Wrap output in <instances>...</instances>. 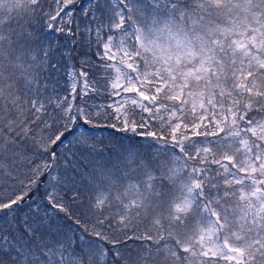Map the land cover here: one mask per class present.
Returning <instances> with one entry per match:
<instances>
[{"label": "snow or ice", "instance_id": "1", "mask_svg": "<svg viewBox=\"0 0 264 264\" xmlns=\"http://www.w3.org/2000/svg\"><path fill=\"white\" fill-rule=\"evenodd\" d=\"M51 2L0 0V264H264V0H107V23L93 15L103 74L82 61L60 96L32 22L71 35L78 0ZM88 128L161 147L96 171L81 218L69 204L74 150L99 147ZM41 188L71 235L19 215ZM130 240L144 242L133 259Z\"/></svg>", "mask_w": 264, "mask_h": 264}, {"label": "trees", "instance_id": "2", "mask_svg": "<svg viewBox=\"0 0 264 264\" xmlns=\"http://www.w3.org/2000/svg\"><path fill=\"white\" fill-rule=\"evenodd\" d=\"M42 4L46 10L52 7L51 0H42ZM88 6L89 0H78V3L73 5L75 11L72 17L73 23L70 25L72 28L71 35L56 31L49 33L42 16L38 20H34L32 22V30L36 34V46L50 49L49 65L55 64L57 66L55 69H51L48 73H46V76L49 78V82L57 85L55 90L56 96L66 93V86L69 82L67 73L72 69L79 72L81 70L82 61L84 60L88 61V65L84 68V70L91 73L90 78L96 77L99 79L103 74V69L96 67L99 63L96 57V52L100 49L97 45L95 37L97 20L93 19V15L107 23L109 15L108 8L110 5L107 0H99V4H97L96 1L95 3H92L89 9ZM85 11H87V14H85ZM89 29L92 30L91 34L88 31ZM105 32L107 31L105 30ZM51 93L52 88L42 91L40 99H45ZM105 96L106 94L98 95L95 96L94 99L98 104H104V102L106 103ZM51 107L52 106L49 105L50 111ZM88 131L93 137L98 134L97 137L102 139L103 144L101 147L102 150L98 152V155H92V164L89 168H87L86 172H96L100 169L108 171L114 170L119 165L122 157L128 152L111 150L112 147L115 146L116 141L118 143L125 142L126 140H130L132 143H137L138 141V137H133L126 133H117L110 129L88 128ZM68 139H72L71 135H69ZM126 148L127 146L123 143L118 149ZM82 162L83 159L81 160V163ZM88 182H90V179ZM91 195L92 193L90 188L79 189V202L73 203L75 208H80L77 203H81V207H83L82 213H85L88 209Z\"/></svg>", "mask_w": 264, "mask_h": 264}, {"label": "rangeland", "instance_id": "3", "mask_svg": "<svg viewBox=\"0 0 264 264\" xmlns=\"http://www.w3.org/2000/svg\"><path fill=\"white\" fill-rule=\"evenodd\" d=\"M96 1L97 0H89L88 9L92 5V3H95ZM48 32L50 33V32H52V30L48 29ZM108 34H109L108 32L104 33V35H108ZM72 70H74V69H72ZM76 72L78 73V71H76ZM105 99H106V102H108L110 100V97H108L106 95ZM116 99H119V98H116ZM97 135L94 137V140H93V142L99 146L96 151H91V150L83 148V147H79L77 150H74L75 151V160L79 166V170L75 174V187H76V189H78V191L81 188H91V186L89 184L90 182H88V181L95 174V171H91V172H86V171H87V168H89L90 165L92 164V160H93L92 155H98V152H100V150H102L101 147L103 144L102 139L98 138ZM71 140L72 139H70V140L68 139V141H66L65 143H68ZM123 143H125L127 148L126 149H118V148H120V145H122ZM160 147L161 146L156 145L155 141H152L150 138L146 140L144 138L138 137L137 143H132L130 140H126L125 142H119V143L116 141L115 146H113L111 150H113V151L118 150V151L123 152V151H129L130 149H138L143 155L151 157L154 153L158 152V149ZM61 151H66V149L61 148ZM76 157L78 158L79 162L77 161ZM82 159H83V162L81 163ZM72 190L73 189H71V188H69L67 190L68 195L65 197L66 200H69V198L71 197ZM77 205L80 206V208L78 207V209H76L75 205H73V203L69 204V207H70L71 211L73 212V214H75L76 216H80L81 218H86V217H83L81 215L82 214V208H83V207H81V203H77ZM116 210H117L116 205H113L112 209L110 210V214L114 215ZM46 212H47L48 216L50 217V220H49V224L45 226L44 230L46 232H49V234L53 238H60L63 236V234L65 232H67L69 235H71L72 231H70V230H76L77 226L75 225V223L72 219L67 217L64 213H59L49 206L48 201L44 198L43 188H41L40 190L35 191L31 194V196L29 197L27 202L20 209L19 215L23 216L25 213H27V214H29V216H33V217L38 216L40 218H44ZM58 228L60 229L59 232L57 231ZM143 230H144V224L141 223L137 226V231L142 232ZM79 234H80L79 231H77L76 235L78 236ZM126 243H127L128 247H125L123 244L119 246L121 253L129 259H133L136 255L137 251H138L137 246L140 243H144V242L131 241L130 240V241H127ZM109 247H111V246L109 245ZM110 256H111V253H110ZM108 264H111V259H109ZM117 264H120V262L117 261Z\"/></svg>", "mask_w": 264, "mask_h": 264}]
</instances>
